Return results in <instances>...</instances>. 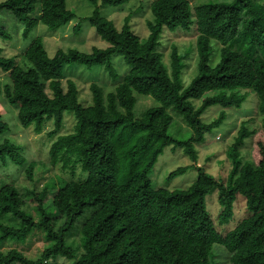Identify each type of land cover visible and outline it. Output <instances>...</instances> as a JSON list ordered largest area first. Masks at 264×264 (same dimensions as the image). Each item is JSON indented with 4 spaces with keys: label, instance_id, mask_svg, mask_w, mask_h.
Returning a JSON list of instances; mask_svg holds the SVG:
<instances>
[{
    "label": "trees",
    "instance_id": "1",
    "mask_svg": "<svg viewBox=\"0 0 264 264\" xmlns=\"http://www.w3.org/2000/svg\"><path fill=\"white\" fill-rule=\"evenodd\" d=\"M87 1L93 11L85 20L107 43L105 49H57L49 57L42 38L35 36L22 53L23 67L0 49V72L7 77L0 96L16 108L19 124L33 125L37 135L45 122L53 125L46 134L48 162L32 160L25 166L30 187L22 193L0 179V264H60L57 257L71 264H219V258L227 264H264V153L254 161L249 148L259 133L264 138V0H153L147 5L152 19L145 21V39L131 30L135 13L124 17L119 30L100 15L102 7L131 0ZM4 14L16 20L24 41L39 24L54 32L74 18L66 0H1L0 17ZM192 27L195 73L184 87L181 76L190 50L181 53L172 46L165 65L158 47L164 29L189 32ZM6 29L0 24V38L12 41ZM115 55L128 67L119 79L111 62ZM65 65L103 66L117 86L105 94L91 83L90 103L83 105L75 81L62 84ZM137 95L152 106L138 113ZM249 96L245 108H255L260 127L253 128V119L240 123L219 153L230 168L217 181L198 166L197 147L224 123L226 111L242 109ZM209 108L218 113L205 123ZM169 110L183 118L188 138L170 134ZM65 112L75 121L68 134L60 133ZM6 130L0 116V135ZM167 148L181 149L192 163L169 172L168 180L193 168L197 176L189 187L152 186V170ZM10 163L22 167L26 159L21 147L5 138L0 164ZM38 164L59 166L68 179L57 177L36 192L32 170ZM216 193L219 211L213 219L205 197ZM239 201L244 209L237 219ZM36 239L41 249L25 254Z\"/></svg>",
    "mask_w": 264,
    "mask_h": 264
},
{
    "label": "rangeland",
    "instance_id": "2",
    "mask_svg": "<svg viewBox=\"0 0 264 264\" xmlns=\"http://www.w3.org/2000/svg\"><path fill=\"white\" fill-rule=\"evenodd\" d=\"M1 1V0H0ZM153 0H131L119 6H106L102 7L100 15L112 21L116 29H120L123 25V19L125 16L131 13H135V16H132L130 19L131 30L140 38L145 39L147 37V29L145 28V21L151 20V14H149L147 5ZM211 2V0H195V3L200 2ZM222 1V0H220ZM229 2V0H224ZM219 2V1H218ZM66 7L73 12L74 18L64 27L57 29L54 32H51L47 27L39 24L35 31L30 35L29 39L24 41L21 39L19 33H17L16 20L13 19L10 15L4 14L5 16L0 17V24L7 28L6 30L13 36L12 41H7L0 38V49L5 57H13L16 65L23 67V51L30 40L35 36H40L44 48L49 57H52L57 49L67 50L75 49L79 52L89 53L91 48L105 49L108 45L105 41L101 39L99 35L95 33V30L90 26L87 20L93 11V6L87 0H66ZM139 7H142L140 11H137ZM131 12V13H129ZM80 22V23H79ZM79 23L78 31L74 32L73 26ZM145 36V37H144ZM195 37L196 30L195 27H192L189 32L176 30L174 32L163 30L160 46L158 51L162 55V61L165 65H168L169 54L172 46H176L178 51L182 53L188 49L190 50L188 56L186 57L185 65L186 68L182 71L181 80L184 87L190 82L195 73ZM217 47V46H216ZM218 48V47H217ZM217 57V53L215 57ZM112 65L115 71L117 79L123 77L128 69L125 63L122 60L121 56L112 57ZM64 81L62 84L64 86L66 79H71L75 81L79 90V99L83 105H88L90 103V92L89 86L91 83H95L102 87L105 94L109 92H114L117 82L113 81L103 66H92L87 68L80 65H65L62 70ZM7 82L6 75L0 72V84ZM136 110L141 112L145 108L152 106L150 99L144 98L143 96H138ZM143 98V99H141ZM251 97L249 96L246 103L243 105V108L235 111H226V120L224 123L217 129L205 135L204 145H199L197 147L199 152L198 166L203 167L209 175L211 174L213 178L217 181H223L226 177L227 170L230 168L228 160L224 157L223 153L222 159L219 157V153L223 148L230 145L231 137L234 136L238 130V126L244 120L253 119L254 124L253 128L258 129L259 126V117L255 116L252 112L255 108H245L250 101ZM207 116L203 117L205 123L210 122L216 115L217 111L213 108L206 110ZM171 117L173 118L172 126L170 128V134L174 135L177 140H183L188 138L189 129L186 126L183 118L176 114L173 110L168 111ZM244 112H248L245 113ZM17 111L14 106L9 105L5 102L3 96H0V116L2 121L6 124L7 130L0 135V142L2 139H9L16 145L20 146L22 149V154L26 159V164L22 167L12 165L11 163L5 166L0 164V179L5 181H11L23 193L24 187H30L28 179L25 175V166L30 161H35L38 163H47L48 162V144L49 139L46 134L51 131L53 128L52 121L45 122L43 125V131L41 134H35L33 125L28 128L22 127L17 121L16 117ZM250 116V117H248ZM74 116L72 113L65 112L63 114V123L61 127V132L68 134L73 129ZM231 125H234L231 127ZM230 132L228 133V131ZM217 138L219 139L218 141ZM263 139L262 144L258 143L257 139ZM208 142L207 144H205ZM52 143V141H51ZM250 155L254 161H257L262 154L264 153V138L259 133L257 138L249 144ZM244 151H242L243 153ZM212 155L211 163H207L206 159L208 156ZM191 161L183 156L181 149H175L172 151L171 148H167L163 153L158 157L154 169L151 173V183L152 186L156 187H166L170 190L180 188L185 189L189 187L194 180L196 179L197 173L193 168L188 169L184 174L168 180L167 175L172 170L178 167H185L191 165ZM211 167V168H210ZM33 179H35V191L39 192L41 188L50 180L53 182L57 181L56 178L60 177L64 180L68 179V175L64 174L59 166L42 168L39 164L34 167L32 170ZM51 195L47 196L45 204L50 200ZM28 201V198H25ZM29 204V202H28ZM205 204L208 209V213L211 218H215L219 211V205L217 203V193L213 195H208L205 197ZM33 205V203H32ZM29 206H31L29 204ZM236 211V218H241L243 215V203L240 201L237 202L234 206ZM231 223V222H230ZM230 227H227V229ZM225 228L220 229V234L224 235ZM77 242V239L74 238ZM69 241V239H68ZM4 244V243H3ZM2 243H0V246ZM42 247V241L36 239L33 241V244L24 249L25 254L31 256L35 250H39ZM6 248V247H5ZM4 249V248H2ZM1 250V249H0ZM58 258V259H57ZM56 260L60 264H71V261L65 260L64 258L57 257ZM55 262V261H54ZM44 264H49L45 262ZM219 264H227L226 259L219 258Z\"/></svg>",
    "mask_w": 264,
    "mask_h": 264
}]
</instances>
